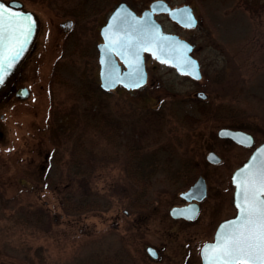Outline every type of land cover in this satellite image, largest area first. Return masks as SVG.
<instances>
[{"label": "rangeland", "instance_id": "rangeland-1", "mask_svg": "<svg viewBox=\"0 0 264 264\" xmlns=\"http://www.w3.org/2000/svg\"><path fill=\"white\" fill-rule=\"evenodd\" d=\"M10 1L33 12L39 30L16 77L0 93V264H201L202 219L194 226L165 220L178 194L161 177L150 188L149 206L131 209L127 201L133 187L126 177L124 149L84 126L76 85L79 80L100 84L95 48L110 11L72 27L65 9L73 0H5ZM153 1L117 4L126 3L140 14ZM165 1L189 5L195 12L198 26L190 30L166 16L157 20L166 32L195 46L202 79L179 75L148 57L146 85L106 94V108L128 132L145 129V118L164 110L161 132L156 121L147 136L149 148L163 146L171 168L183 167L189 159L213 187H227L250 151L221 140L218 131L241 129L254 137L255 146L264 143V0ZM19 88L29 90L26 99L16 96ZM200 92L212 110L225 104L239 114H212L195 123L170 114L175 101L187 100L194 107ZM79 138L85 145L78 157L88 168L85 176L69 170ZM210 150L222 159L219 165L206 161ZM70 194L96 199L102 207L67 213L63 199ZM148 247L159 251L157 259Z\"/></svg>", "mask_w": 264, "mask_h": 264}, {"label": "water", "instance_id": "water-1", "mask_svg": "<svg viewBox=\"0 0 264 264\" xmlns=\"http://www.w3.org/2000/svg\"><path fill=\"white\" fill-rule=\"evenodd\" d=\"M8 4L16 11L31 13L36 23L33 26L32 34L28 37V41L24 45L21 54L16 57L11 68L3 72V80L0 82V93L16 74L18 67L29 53L36 39L39 27L35 14L31 11L24 10L21 2L10 1ZM185 9L187 11H184ZM161 14H166L171 21L186 29H193L198 26V19L195 16L193 8L189 5L171 7L165 0H155L141 15H138L126 3H120L116 7L109 17L107 24L101 30L104 41L98 45L100 53L99 62L101 66L100 87L103 91H111L119 85L128 90L143 87L147 83L145 54H150L152 58H156L160 63L175 68L176 72L180 75L189 76L193 80L202 79L201 65L192 55L193 45L176 34L166 32L163 25L159 23L155 17ZM189 14L193 17L191 23L188 22ZM126 37L128 38V44L123 48L117 47L116 50L113 51L109 46L110 38L114 42H120L125 40ZM0 51H2V47H0ZM121 51H123V55H121ZM189 60L193 62L192 65L187 64ZM119 61L126 67L125 70L122 71V66ZM182 67L187 70L181 71ZM138 74L142 76V79H137ZM16 95L21 99H26L29 96V91L27 88H21L17 91ZM197 97L201 100L207 99V95L203 92L198 93ZM218 136L221 139H230L244 146L251 147L254 145L253 136L241 130L221 128L218 131ZM3 137L4 133L0 131V138ZM262 152H264V143L260 144L247 162L233 173L232 182L236 188V206L238 186L235 183L234 177H236L246 165L252 162L253 157L259 158ZM207 160L212 164H217L221 161V158L215 152H210L207 156ZM199 191L202 192V196L206 194V186L203 179L197 181L190 190L183 194V196L189 199ZM184 214V208H173L171 210V215L173 217H181L184 216ZM224 225L225 222L218 228L215 240L203 246L201 250L202 264H207L204 256L205 246L214 245L217 242L218 235L226 230L223 227ZM146 250L152 258H157V252L153 247H148Z\"/></svg>", "mask_w": 264, "mask_h": 264}, {"label": "trees", "instance_id": "trees-1", "mask_svg": "<svg viewBox=\"0 0 264 264\" xmlns=\"http://www.w3.org/2000/svg\"><path fill=\"white\" fill-rule=\"evenodd\" d=\"M73 5L65 9L66 13L71 15L79 23L82 20L94 15L103 13L112 9L117 5L119 0H73ZM240 50L235 51V55ZM77 94L84 104L82 110L83 122L86 128H93L101 134V136L109 143L122 147L126 153V177L130 181L133 191L128 197V205L131 209L147 208L149 206V191L153 181L157 178V151L162 155L159 159L164 167L165 160L162 148H149L146 144L147 136L152 134L153 127L157 121V133L161 132L163 122L166 118L164 110L157 113V117L150 115L145 118L147 127L138 129L130 128V131L124 129L120 121L115 119L106 108L104 96L106 94L101 90L100 86L88 80H79L76 85ZM192 102V101H191ZM195 106L190 105L187 100L175 101L172 104L170 114L178 116L186 122L195 123L205 117L214 115L219 118H233L239 114V109L219 104L214 110L208 105L207 101L194 100ZM190 105V107L188 106ZM150 114H154L152 110ZM84 143L79 138L77 144L73 148L72 159L69 163V170L73 176H85L88 174L87 167L78 158L85 149ZM64 210L67 213L92 212L100 211L102 204L96 199L88 197L76 198L70 194L63 199Z\"/></svg>", "mask_w": 264, "mask_h": 264}, {"label": "snow or ice", "instance_id": "snow-or-ice-1", "mask_svg": "<svg viewBox=\"0 0 264 264\" xmlns=\"http://www.w3.org/2000/svg\"><path fill=\"white\" fill-rule=\"evenodd\" d=\"M192 19L189 14L188 22ZM35 23L31 13L16 11L5 0H0V82L3 72L11 68L23 51ZM127 44V37L120 42L110 38L109 42L113 51ZM187 64L193 62L189 60ZM186 70L181 68V71ZM137 79L142 76L138 74ZM234 180L238 186L239 215L225 222L226 230L218 235L214 245L205 246V259L207 264H264V152L259 158L253 157Z\"/></svg>", "mask_w": 264, "mask_h": 264}, {"label": "flooded vegetation", "instance_id": "flooded-vegetation-1", "mask_svg": "<svg viewBox=\"0 0 264 264\" xmlns=\"http://www.w3.org/2000/svg\"><path fill=\"white\" fill-rule=\"evenodd\" d=\"M117 6H118V4H117ZM149 6H148V8H149ZM116 7L112 8L110 10H107V11H110V14L107 18L106 23L101 27V29L99 31L101 41H99L97 43L96 48H95V51L97 52L98 63H99V79H100L101 66H100V62H99L100 53L98 50V45L103 43V41H104L102 38V35H101V30L107 24L109 17L111 16V14L113 13V11L115 10ZM64 8H66V7H64ZM148 8H146V9H148ZM142 12L138 15H141ZM69 16L72 17L71 15H69ZM159 16L168 17L167 15H164V14L163 15H156L155 16L156 19ZM72 19L74 20L71 23V25L73 27L74 22L75 23H77V22H76V19L74 17H72ZM184 29H186V28H184ZM186 30H190V29H186ZM194 51H195V46L193 45L192 55L194 54ZM148 57L152 58L150 54H145V63H146V60ZM152 59H154L157 63H159L161 65L167 66V65L162 64L159 61H157L156 58H152ZM119 63L122 66V71L125 70L126 67L122 64V62L119 61ZM173 69L175 70V68H173ZM146 70H147V66H146ZM16 75L17 74H15V77H16ZM15 77H13L12 79H14ZM185 77H188V76H185ZM147 81H148V71H147ZM99 86H100V84H99ZM141 88H143V87H141ZM141 88L128 90L122 86H118L115 89L108 91V92H105L103 90L102 91L105 93H110V92L116 91L118 89H123V90H126L128 92H135V91L140 90ZM17 91H16V93H17ZM156 110L157 109H155V111ZM235 130H241V129H235ZM241 131H243V130H241ZM221 140L229 141L230 143H232L233 145L237 146L238 148H240L242 150L250 151V153H249L248 157L246 158V160L244 161V163L247 162V160L250 158V156L252 155L254 150L259 146V145L255 146V140H254V145L251 147L238 144V143H236L230 139H221ZM160 148H162V146L157 147V150ZM164 149H165V147H164ZM166 151L167 150L165 149V152ZM210 152H215L218 155V153L215 150H213V151L210 150L209 153ZM161 155L162 154L159 151H157V180H159L161 177L162 181H165V182H167V184L171 185V187L174 190H176L175 194H178V196L176 195V197H177L176 201H175L176 203L174 202L172 204L171 208L169 209V211L164 216L165 220L170 224L180 223L183 225L194 226V225H196V223H199L198 221H200L202 219L200 221V223H201L200 228L202 230L203 236H205L206 239H204V242H202L200 244L201 245L200 257H201V250H202L203 246L208 244V243H211L215 240V235H216L217 230L220 227V225L222 223L228 221V220L235 218L238 215L239 210H238V207L235 205L236 188L232 182V176L233 175L231 176L230 184H228L227 187L226 186L225 187H222V186L219 187L220 186L219 184H217L219 186L216 185V187H213L209 183L208 179L201 174L200 168L198 167L199 165L197 163H195V162L193 163L192 161L187 159L186 162L184 164H182L183 167L171 168L172 166H169L170 161L166 160L164 158V160H165L164 165L165 166L162 167V163L159 160L161 158ZM207 156H206V161L210 165L217 166L222 162V159H221V161L219 163L212 164L207 160ZM242 165H240L239 167H241ZM239 167H237V168H239ZM200 179H203L205 182L206 194L204 196H202V192L199 191L194 196H191L189 199L184 197L183 194H185L188 190H190V188L192 186H194L196 184V182L199 181ZM173 208H184V213H185L184 216L173 217L171 215V210ZM166 231H168V230H166ZM155 250L157 252V258H158L160 255L159 251L157 249H155ZM201 264H202V258H201Z\"/></svg>", "mask_w": 264, "mask_h": 264}]
</instances>
